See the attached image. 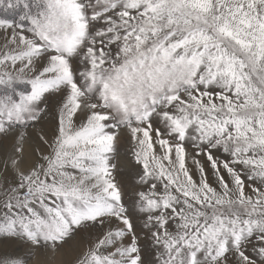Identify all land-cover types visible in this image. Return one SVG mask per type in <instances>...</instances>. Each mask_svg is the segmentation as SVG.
<instances>
[{
  "label": "snow or ice",
  "instance_id": "snow-or-ice-1",
  "mask_svg": "<svg viewBox=\"0 0 264 264\" xmlns=\"http://www.w3.org/2000/svg\"><path fill=\"white\" fill-rule=\"evenodd\" d=\"M0 11V264H264V0Z\"/></svg>",
  "mask_w": 264,
  "mask_h": 264
},
{
  "label": "rangeland",
  "instance_id": "rangeland-1",
  "mask_svg": "<svg viewBox=\"0 0 264 264\" xmlns=\"http://www.w3.org/2000/svg\"><path fill=\"white\" fill-rule=\"evenodd\" d=\"M0 15H4L2 11H0ZM23 249H20L16 246L9 247L7 249H0V257H3L4 255H23Z\"/></svg>",
  "mask_w": 264,
  "mask_h": 264
}]
</instances>
